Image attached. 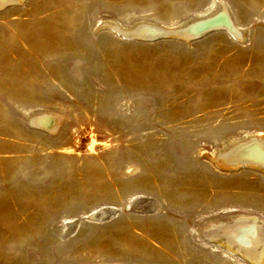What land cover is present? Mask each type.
Here are the masks:
<instances>
[{
  "label": "rangeland",
  "instance_id": "rangeland-1",
  "mask_svg": "<svg viewBox=\"0 0 264 264\" xmlns=\"http://www.w3.org/2000/svg\"><path fill=\"white\" fill-rule=\"evenodd\" d=\"M1 6L0 264H264V0Z\"/></svg>",
  "mask_w": 264,
  "mask_h": 264
},
{
  "label": "bare ground",
  "instance_id": "bare-ground-1",
  "mask_svg": "<svg viewBox=\"0 0 264 264\" xmlns=\"http://www.w3.org/2000/svg\"><path fill=\"white\" fill-rule=\"evenodd\" d=\"M6 0H0V6L3 4V2H5ZM11 1V0H10ZM13 1V0H12ZM8 3V2H7ZM2 7V6H1ZM223 10V9H222ZM224 10L226 12V8L224 7ZM222 12V14L218 15L219 18L217 19V22L214 23V25H224L227 26L228 28H230L233 32H235L234 26L232 24V20L229 16V14ZM211 25V24H209ZM209 25H203L198 27L195 30H185L187 29L186 26H184V28L180 29V30H169L171 32L174 33H179L181 35H184L187 38H190L193 34H196L197 32H199V30L203 29L204 27H207ZM220 28V27H219ZM225 28V27H224ZM162 28L157 27L155 25H141L136 27L134 30L128 31L129 34L131 35H136V36H146V37H150V36H154L156 34H160L159 32L161 31ZM226 29V28H225ZM237 29V28H236ZM165 30V29H164ZM168 30V29H167ZM212 31V30H210ZM209 31V32H210ZM128 37V36H127ZM133 38V37H132ZM184 38V37H183ZM141 39V38H140ZM190 40V39H188ZM36 123V122H35ZM227 160L230 161H244V162H249L251 164H257V163H264V139H252L251 141H249L247 144H244L242 146L237 147L235 150L232 151V153H230L229 155L226 156ZM219 159V158H218ZM222 159V158H221ZM218 161V160H217ZM219 162V161H218ZM223 163V162H222ZM239 163V162H238ZM232 163L230 162V165ZM262 164V163H261ZM260 166V165H258ZM263 166V165H261ZM130 171H134L136 170V168L130 167L129 168ZM248 221V219H247ZM260 221V220H259ZM258 221V222H259ZM257 222V223H258ZM264 223V222H262ZM254 224V223H253ZM230 226V225H229ZM241 227V226H240ZM239 227V228H240ZM246 227V226H245ZM226 228V227H225ZM234 228V227H233ZM232 228V229H233ZM261 228V229H260ZM237 229V228H236ZM235 237L238 238L239 240L241 238L247 240V242H252L257 240V238L259 237H263L262 241L264 239V234H262V227H252L249 226L246 229H237L235 232ZM246 233V234H245ZM210 234V233H209ZM213 235V234H212ZM243 236V237H242ZM229 238V236H228ZM219 239V238H218ZM237 240V239H236ZM233 241V240H232ZM219 242V241H218ZM242 242V241H241ZM246 242V243H247ZM258 242V241H257ZM245 244V243H244ZM264 244V243H263ZM228 245V244H227ZM250 246V245H249ZM248 246V247H249ZM238 247V246H237ZM232 249V248H231ZM244 249V248H243ZM264 249V248H263ZM245 255L247 256H253L254 253H250L249 251H245L244 250ZM262 254V253H261ZM242 255V254H241ZM258 256V255H257ZM262 257V256H261ZM252 257H250L251 259ZM260 259V258H258ZM255 261V260H254Z\"/></svg>",
  "mask_w": 264,
  "mask_h": 264
},
{
  "label": "water",
  "instance_id": "water-1",
  "mask_svg": "<svg viewBox=\"0 0 264 264\" xmlns=\"http://www.w3.org/2000/svg\"><path fill=\"white\" fill-rule=\"evenodd\" d=\"M219 13L216 14V15H213L211 17H207V18H203V19H200L198 21H195L194 23H191L189 25H187V29L185 30H195L197 29L198 27L200 26H203V25H209L207 27H204L203 29L199 30V32H197L196 34H193L190 38H195V37H199L203 34H205L206 32H209L210 30H213V29H216V28H219V27H225L226 29H228L229 31H231L232 33H234L230 28H228L227 26H224V25H214V23L217 22V19L219 18ZM127 36H136V35H131L129 34L128 32H124ZM165 35H177V36H181V37H185L184 35H181L179 33H166V34H156L154 36H150V37H144V36H136V37H141V38H157V37H160V36H165ZM187 38V37H185Z\"/></svg>",
  "mask_w": 264,
  "mask_h": 264
}]
</instances>
